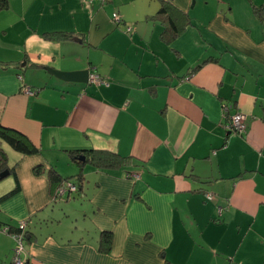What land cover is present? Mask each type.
I'll return each instance as SVG.
<instances>
[{
	"label": "crops",
	"instance_id": "1",
	"mask_svg": "<svg viewBox=\"0 0 264 264\" xmlns=\"http://www.w3.org/2000/svg\"><path fill=\"white\" fill-rule=\"evenodd\" d=\"M7 1L0 126L38 153L7 149L0 264H11L21 222L28 264H264V20L254 13L264 0ZM164 4L176 12L158 17ZM236 113L244 135L227 129ZM85 150L132 165L86 164L78 191L59 196L65 182L48 172L76 177L71 154Z\"/></svg>",
	"mask_w": 264,
	"mask_h": 264
},
{
	"label": "trees",
	"instance_id": "2",
	"mask_svg": "<svg viewBox=\"0 0 264 264\" xmlns=\"http://www.w3.org/2000/svg\"><path fill=\"white\" fill-rule=\"evenodd\" d=\"M7 5H8L7 0H0V11L6 9ZM170 11L176 12V10L172 8L170 5L164 4L163 7L160 9L159 13L157 14V16L159 17L164 15L165 17H169ZM254 13L258 18L264 20V8H256ZM185 19L188 21L187 17H185ZM174 31H177V28L166 29L164 34L165 35L173 34ZM68 37L69 36L65 33L46 34V38L52 41L68 39ZM2 145H5V147H3ZM7 149L16 152L20 156H30L38 153V150L34 146H32L30 142L21 133L0 126V174L6 170L9 171V174H14L15 168L10 167L8 164ZM80 152L83 154L81 156L77 155ZM80 152L71 154L72 155L71 159L73 160V163L76 166L80 167V171L78 172V175L71 179L62 180L60 175L57 174L54 169H51L48 172V178L50 182L53 183L57 182L62 184L63 182L71 181L74 184H77L78 182L81 183V181L83 180L81 167L86 164H90L96 170L106 173H110L122 168H126L129 166V164L132 165L130 158H123L117 154H113L110 152L95 151V150H85ZM80 157H83L84 159L83 160L78 159ZM36 169L40 170L39 168ZM100 238H101L100 240L101 248H104L103 250L107 249L110 240L109 234L103 232Z\"/></svg>",
	"mask_w": 264,
	"mask_h": 264
},
{
	"label": "built area",
	"instance_id": "3",
	"mask_svg": "<svg viewBox=\"0 0 264 264\" xmlns=\"http://www.w3.org/2000/svg\"><path fill=\"white\" fill-rule=\"evenodd\" d=\"M112 20L115 24H120L121 18L118 14H113ZM126 31L131 32V28L127 27ZM21 79V78H19ZM89 83L95 85L106 84L104 80H102L97 74H90ZM23 91L27 95H34L36 92L34 90L29 89L28 87H24ZM244 116L242 114L236 113L232 115L229 120V124L227 125V129L230 133H234L236 135H244L246 133V125L244 123ZM137 177V175H133ZM78 191L77 186L71 182H65L62 184L61 188L58 190L59 196H63L65 194L70 195L72 193H76ZM208 200L212 197L208 196ZM9 229L4 227L1 232L8 233ZM10 238L14 243V247L12 249V262L11 264H28L26 260V249H25V242H26V222H21L17 227V232L10 233Z\"/></svg>",
	"mask_w": 264,
	"mask_h": 264
},
{
	"label": "water",
	"instance_id": "4",
	"mask_svg": "<svg viewBox=\"0 0 264 264\" xmlns=\"http://www.w3.org/2000/svg\"><path fill=\"white\" fill-rule=\"evenodd\" d=\"M45 71L57 80L67 83H80L87 84L89 79L88 71H72V72H60L50 68H46ZM83 160V157L78 158ZM9 176V171L6 170L0 174V181Z\"/></svg>",
	"mask_w": 264,
	"mask_h": 264
},
{
	"label": "rangeland",
	"instance_id": "5",
	"mask_svg": "<svg viewBox=\"0 0 264 264\" xmlns=\"http://www.w3.org/2000/svg\"><path fill=\"white\" fill-rule=\"evenodd\" d=\"M3 147H5V145H2Z\"/></svg>",
	"mask_w": 264,
	"mask_h": 264
}]
</instances>
